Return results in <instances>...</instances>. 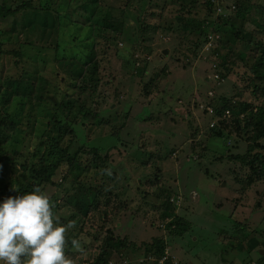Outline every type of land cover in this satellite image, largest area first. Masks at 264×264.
<instances>
[{
	"label": "rangeland",
	"instance_id": "rangeland-1",
	"mask_svg": "<svg viewBox=\"0 0 264 264\" xmlns=\"http://www.w3.org/2000/svg\"><path fill=\"white\" fill-rule=\"evenodd\" d=\"M23 1L29 0H9L6 5L14 7ZM66 1L71 13L66 15L60 10L59 12L65 15L61 23L54 14L44 24L41 22V17L44 16L39 11L33 14L23 13L21 17L17 15L2 18L0 14V51L28 43L41 50L43 56H46L43 60L45 70L40 73L41 75H35L31 69L28 70L29 74L23 76L21 86L26 90L33 88L34 95L45 93L44 105L60 116L66 115L67 111L58 104V98L54 100L53 95L46 93L45 81L49 77L54 79L53 77H60L62 74L76 75L78 69L81 71V64L85 61L82 57L86 52V49L78 47L79 43L74 40L75 27L81 21V15H84L75 12V7L80 2ZM198 1L199 4H196L198 8L194 9V12L183 15L195 19L210 18L212 19L210 21H214L217 14L234 18V7L239 2L213 0L215 1L213 7L208 9L200 4L206 0ZM175 2V0H99L104 9H111L116 15L114 22L118 30L112 32L111 37L116 39L115 42L124 39L122 44L118 42L123 55L121 50H118L116 55L114 51L107 50L104 37L99 35L95 37L96 60L99 64L98 81L96 84L86 86L85 91L78 86L77 93L70 97L77 103L70 114L81 108L79 104H83L91 113L99 111L100 116L109 122L108 126L100 131L104 132V135L112 131L113 118L117 127L123 126L118 136L111 138V143H118V150L110 153L111 163H107L115 172L110 173V178L101 179V175L90 171L79 179V182L90 190L84 188L85 191L84 189L71 191L76 173L70 172L71 177L62 183L63 175L67 173L66 168H62L54 178L55 182L62 183V187L45 188L55 216L59 218L61 224L69 227L65 236L75 227L73 234L76 237L78 235L77 238L84 249L81 253L74 247L71 248L74 257L70 259L73 264H85L97 254L94 240L79 232L80 218L77 216L78 220L77 218L71 220L72 205L76 201L74 197L86 194L92 197L94 194L92 188L101 182H106V190L111 193V203L106 209H110L111 205L119 208L118 211L107 210L110 216L105 219L104 226L103 222L97 219L104 218L103 215L98 213L100 211L96 212L83 226L87 227L91 234L98 235L96 231L100 229H113L116 236L122 237L126 234L130 240L138 244L150 242L152 237H161L169 242L166 252L176 264H229V261L236 264H255L257 257L254 255L248 257L239 248L246 249L253 245L250 243L251 239L261 241L257 246L250 247L254 248V251L262 250L264 247V175L248 185L250 177L248 166L233 159L234 156L247 154L251 143V128H245L242 121L238 124L229 120V124L222 125L220 129L223 138H218L209 130L212 120L209 121L210 117L204 115L198 106V103L212 92V98L223 96L232 102L246 101L264 107V95L261 91L254 94L249 83V79L252 78L249 69L259 53V48L254 44L250 46L248 44L249 39L263 42L264 35L255 24L246 22L243 30H240V38L229 41L226 50L218 47L216 53L218 60L214 61L215 64L199 61L194 59V56L199 58L200 49L192 54L188 50L189 44H183V41L179 40L185 33L179 28L166 32L168 25L173 24L174 16L180 7V2ZM64 9L66 11V8ZM212 11L214 12L210 13ZM13 20H17V28L9 32L13 27ZM38 25L42 27L41 36L34 33ZM238 27L239 25L236 29ZM138 30L143 31L141 37H136L138 40L135 44L136 49L133 48V54L140 51L137 56L139 59H147L149 61L147 63L134 61L135 57L131 52V41L135 42L133 38L125 43L128 36ZM67 32L70 34L67 35ZM184 40L196 42L194 36ZM207 47H212V44L209 43ZM147 48H150L151 54ZM228 51L230 56L227 55ZM187 58L190 62H187ZM21 66L18 58L0 52L1 81L7 77L19 78ZM211 66L213 70H218L217 77L224 76L220 80L221 83L210 80L214 74ZM136 68L145 71L140 80L135 76ZM150 79H154L156 88H153L151 95L144 97L139 81L148 82ZM80 84L83 85L81 81ZM0 89L4 90L2 84ZM178 96L179 98H176ZM181 97L190 101L191 106L187 108L177 106ZM201 105L205 106L204 103ZM165 109L167 111L176 109L178 114L171 110L174 113L166 116ZM186 111L190 113L192 111L193 117L185 116ZM27 112L28 106L24 113ZM45 114L47 111L44 107L40 116L34 114L31 127L23 122L22 129L26 131L25 134L19 135L23 145L30 147V144L37 142L38 136L45 131L48 117ZM86 123H88L86 133L95 129L90 122ZM80 129L77 128V131ZM196 130L198 135L193 138ZM85 138L84 133L78 136L81 142H84ZM108 141L110 140L104 139L105 143ZM260 144L264 147V138ZM101 146L105 149L106 144ZM20 150L24 148L21 147ZM11 151L8 144H0V158H5L6 162H9V157L6 156L11 155ZM130 151L131 156L127 154ZM263 151L256 150L255 153ZM17 159L20 161V156ZM12 174L10 163L7 165V171L3 169V165L0 167V177L3 178L4 185H8ZM106 190L104 198L109 197ZM166 196L170 197L169 200L175 199L173 205L171 204L176 206L175 214L188 224L180 235H171L172 226L167 227L171 217L165 218L168 217V213L164 214V207L159 204L161 198L165 199ZM74 220L79 223L74 224ZM224 244L230 245L226 247ZM232 244L236 245L239 251L237 249L231 251ZM132 256L129 264H161L147 259L148 257L143 255V249L136 250ZM113 259L118 261V256H114Z\"/></svg>",
	"mask_w": 264,
	"mask_h": 264
},
{
	"label": "trees",
	"instance_id": "trees-1",
	"mask_svg": "<svg viewBox=\"0 0 264 264\" xmlns=\"http://www.w3.org/2000/svg\"><path fill=\"white\" fill-rule=\"evenodd\" d=\"M78 1L80 3L75 7V12L76 14L84 13V15H81V21H79L75 27L74 40L79 43L78 47L86 49V52L82 57L85 58V61L81 64V71L78 69L76 75H59L61 74L59 73L58 75L60 77H53L54 79L49 77L45 81L46 93L49 92V95H53L54 100L57 98L59 99L58 104L63 110L67 111L66 115L60 116L56 111L51 112L44 105L46 98L45 93L40 94V92L37 93V95H34L33 88L26 90L21 86L23 76L29 74V72H27L28 70L31 69L30 71L35 75H41L40 73L46 68L45 62L43 61L46 56H43V53L38 47H35L34 44L30 45L29 43L22 45L18 44L16 48L0 51L3 55H10L18 58L22 63L19 78L13 79L7 77L2 81L0 79V86L2 84L4 87L3 91L0 89V144H8V147L12 149L11 155L6 156L9 157V162H6L5 158H0V167L3 165V169L7 171V165L10 163L11 170L13 171V177L10 178L8 185H4L3 178L0 177V201L8 196H16L25 192H30L34 185L41 187L44 191L47 186L61 188V184L65 183L71 177L72 174L70 172L72 171L76 173V177L73 186L70 189L71 191L74 189L77 191L85 188L79 182V179L83 174L85 175L90 171H92L93 174L101 175V179L110 178V173L115 174L112 167H109L107 164L111 163L109 161L112 159L110 153L114 150H118V143H111V138L118 136L123 125L117 127V123L115 124L116 120L113 118L114 124L112 125V131L104 135V132L100 131L105 129V126H108L107 123L109 122L106 121L104 117L100 116L99 111L91 113L89 109H85L83 104H79L81 108L76 111V113L70 114L74 104H77L76 101L70 97H73L74 94L77 93L79 85L80 89L85 91L86 86L96 84L98 81L99 64L96 60L97 43L95 42V37L97 35L104 37L107 43V50L111 52L114 51L115 55L118 50H121L118 45V42L120 41L115 42L116 39L111 37L112 32L118 30L114 22V16L116 15L113 10L104 9V6L101 5V3L99 4V0ZM175 1V3L180 2V7L177 10V14L174 16L175 20L173 24L170 23L168 25L166 32H171L174 28H179L185 33V35L179 37V40L183 41V44H189L190 47H188V50H190L192 54L200 49L199 58L194 56V59H198L199 61L210 62V65L215 64L214 61L218 60V55L216 54L218 52V47L221 46V49L224 48L226 50L229 41L240 38V30H243V26L246 22L255 24L258 30L264 35V0H239L234 7V18L217 14L213 19L214 21H210L212 20L210 18L195 19L189 15H183L192 11L194 12V9L198 8L196 6V4H199L198 0H189V3L188 0ZM8 2L9 0H0V14H2V18L16 17L17 15H20L21 17L23 13L33 14L34 12L39 11V13L44 16L41 17V22H46L48 18L55 14L56 18L61 23V19H65V15L59 11L63 10L66 15L71 13V11L68 10L69 6H67L68 2L66 0H36V2L29 0L25 2L23 1L21 4L14 7H8L6 5ZM214 3L215 1L213 0H206L204 3L200 4L210 9L213 7ZM64 8H66V11ZM255 11H258L259 13ZM213 12L214 11L210 13ZM179 13L182 14L179 15ZM12 24L13 27L9 32H12L17 28V20H13ZM238 25L239 27L236 29ZM41 28L42 27L39 25L36 26L34 33L40 34L41 36ZM142 31L143 30H138L129 35L128 39L125 40V43L130 42L129 39L133 38L135 42L131 41V52L132 56L135 57L134 61L136 60L137 62V60H139L142 61V63H147L149 62L147 59H139L137 56V53L140 51L133 54V48L136 49L135 44L138 40L136 37H141ZM69 34L70 33L67 32V35ZM189 36H194L196 42L184 40V38H188ZM175 40H177V38ZM123 42L124 39H122L120 44ZM207 43H211L212 47H207L208 50H206L203 55L202 49ZM248 44L249 46L254 44L259 48V53L249 69L252 74L249 83L252 85V92L254 94H256L257 91H261V94L264 95V41H253L249 39ZM147 49L151 54L152 52L150 48ZM230 51L227 52V55L229 56ZM187 62H190L188 58ZM16 66L18 67V65ZM25 66L28 67L26 68ZM211 69L214 74L212 77L208 75L210 80L216 83L219 81V83H221L220 80H222L224 76H218V78V70H213V66H211ZM144 72L143 69L136 68L135 76L140 80V78L143 77ZM39 78L44 81L42 77ZM201 80L203 81V79ZM80 81L83 85L80 84ZM139 82L142 84V95L144 97L151 95L153 88H156L154 79H150L148 82ZM212 95V92L210 95H206V97L198 103V106L204 115L210 117L209 121L212 120V125L209 130L214 136L223 138V133L220 129L222 125L226 126L229 124V120L238 124L242 121L244 122L245 128H251V143L248 146L247 154L233 157L234 160L248 166L250 177L248 178L247 184L251 185L256 178L264 175V151L263 153H255L256 150H264V147L260 144V141L264 138V107L252 105L246 101L232 102L231 99L223 96L212 98ZM176 98H179V96ZM179 101L180 103L176 104L179 107L184 106L187 108L188 106H191L190 101H186L184 97H181ZM201 103H204L205 106H202ZM27 106L28 112L25 114L24 111ZM43 107L46 108L47 114L45 115L48 116L45 131L38 136L37 142L33 145L30 144V147L29 145H23L19 138V135L25 134L26 131L22 129L23 122H25L26 126L31 127V120L34 117V114L40 116ZM9 110H11V113H9ZM171 110L177 113L176 109ZM171 110L167 111V109H165V115L168 116L174 113ZM184 115L190 118L193 117L192 111L191 113L186 111ZM86 122H90L95 129H93V131L88 130L86 133V126L88 124ZM77 128L81 129L77 131ZM196 129L199 130V128ZM83 133L86 138L84 139V142H81L78 140V136ZM197 135L196 130L192 137L195 138ZM88 136L91 137L88 138ZM106 138L110 140L107 143L104 142V139ZM121 140L123 139L121 138ZM121 140L118 139L119 142ZM72 144H74V148L71 149ZM101 144H106L105 149ZM21 147H23L24 150H20ZM127 154L131 156V151ZM18 156H20V161L17 159ZM62 168H66L67 173L63 175V178L61 179L62 183L60 184L55 182L54 178L59 174V170ZM105 183L101 182V184L92 188L94 192L92 197H89L87 194L79 195L77 197L75 196L74 198L76 201L72 205L73 214L70 215L71 220L78 216L81 221L79 232H82L85 236L93 239V242L96 245V256L85 264H129L130 257H133L132 254L140 249H143V255L148 257L147 259L155 260L159 263L162 258H165L163 264H176L172 260V257L166 252L169 247V242L161 237H152L150 242L138 244L135 241L130 240L126 234L122 237L116 236L113 229H100L96 231V234H99L94 235L88 232L87 227H83L84 224H87V222L91 220L94 214L98 211H100L98 213H101L104 217H97L98 220L103 222V226L105 225V219L110 216L107 210L118 211L119 207H113V205H111L110 209H106L111 203V193L106 190ZM85 189L90 190L89 188ZM85 189L83 191H85ZM104 190L107 191L108 198L103 197ZM169 199V196H166L165 199L161 198L159 204L164 207V214L168 213V217L165 218L171 217V221L167 225V227L172 226L170 234L180 235L181 231L186 230L185 228L188 224L183 222V220L175 214L174 211L176 206L175 204L172 206L175 199ZM100 207L102 210L99 209ZM77 220H74L75 222L73 223H79ZM68 221H70V219ZM74 229L75 227H73V229L66 235L65 254L68 258L74 257L71 252V248L73 247L71 245V240L73 238L79 240V238H77L78 235L76 237L73 234ZM258 242L261 241L251 239L250 243L253 245H250V247L257 246ZM229 245L224 244L226 247ZM235 246L236 245L232 244L230 250L233 251L237 249L239 251V249H242L244 255L248 257L254 255L257 257V260L254 261L255 264H264V247L262 250L254 251V248L248 247L243 249L240 247L238 249ZM114 256H118V261L113 259ZM229 264L236 263L229 261Z\"/></svg>",
	"mask_w": 264,
	"mask_h": 264
},
{
	"label": "clouds",
	"instance_id": "clouds-1",
	"mask_svg": "<svg viewBox=\"0 0 264 264\" xmlns=\"http://www.w3.org/2000/svg\"><path fill=\"white\" fill-rule=\"evenodd\" d=\"M66 230L41 187L34 185L30 192L4 198L0 201V264H73L65 254ZM71 245L84 251L78 239L73 238Z\"/></svg>",
	"mask_w": 264,
	"mask_h": 264
},
{
	"label": "built area",
	"instance_id": "built-area-1",
	"mask_svg": "<svg viewBox=\"0 0 264 264\" xmlns=\"http://www.w3.org/2000/svg\"><path fill=\"white\" fill-rule=\"evenodd\" d=\"M165 260V258H162L159 262L161 263V264H163V261Z\"/></svg>",
	"mask_w": 264,
	"mask_h": 264
}]
</instances>
